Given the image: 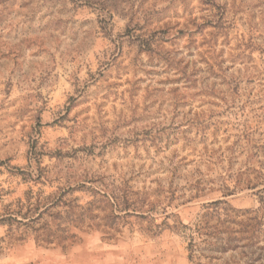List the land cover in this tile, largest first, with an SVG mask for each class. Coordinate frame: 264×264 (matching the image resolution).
<instances>
[{
	"label": "rangeland",
	"instance_id": "374dc122",
	"mask_svg": "<svg viewBox=\"0 0 264 264\" xmlns=\"http://www.w3.org/2000/svg\"><path fill=\"white\" fill-rule=\"evenodd\" d=\"M0 264H264V0H0Z\"/></svg>",
	"mask_w": 264,
	"mask_h": 264
}]
</instances>
